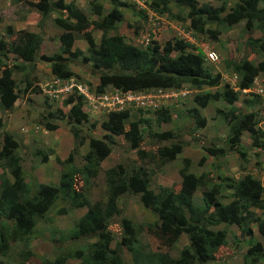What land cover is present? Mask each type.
Returning a JSON list of instances; mask_svg holds the SVG:
<instances>
[{
    "label": "trees",
    "instance_id": "trees-1",
    "mask_svg": "<svg viewBox=\"0 0 264 264\" xmlns=\"http://www.w3.org/2000/svg\"><path fill=\"white\" fill-rule=\"evenodd\" d=\"M107 1L110 8L102 13L101 4L90 0L95 18L88 19L71 1L26 0L39 13L40 18H45L52 12L64 14L52 18V22L62 30L58 35V51L49 55L39 54L41 37L38 33L28 30L14 32L7 26L8 34L15 36L10 41L0 40L1 111L11 110L19 95L39 92V88L26 76L14 79L13 73L22 69V63L33 65L37 60L47 62L51 75L60 80L72 75L70 63H81L97 78V90H102L105 86L122 91H141L147 88L165 90L189 85L196 92L192 95L193 106L186 113L197 127L202 126L203 122L197 109L204 108L209 102L221 100L228 109L223 110L221 107L216 108V111L227 123V148L237 151L239 157L244 158L246 154L239 140L240 135L246 131L250 146L261 149L264 131L258 126V119H255L257 112H236L238 109L232 106L236 93L230 87L202 90L203 87H217L220 84V74L212 71L201 51L187 50L188 43L182 39H169L162 45L151 41L141 47L125 41L118 33L109 34L122 20L123 8L127 5L123 0ZM231 1L233 3L228 8H225L226 4L213 7L206 3L197 4L195 0H150L149 6L158 13H169L168 4L171 2L183 7V19H188L189 27L195 32H214L205 27L207 24L224 23L231 26L243 20L245 30L256 27L264 33V6H259V3L264 5L262 0ZM90 26L101 32L97 41L90 34ZM76 38L84 40V50L72 48ZM253 42L257 44L259 52L264 50V39ZM8 53L13 56L12 60L7 57ZM227 68L235 75L236 86L246 88L251 85L254 76L264 70V63L260 61L254 64L242 58L237 62L227 63ZM83 102L79 94L73 93L62 100L65 111L50 109L42 120L33 122L35 126L41 124L45 130H54V118H59L68 126L76 144L67 158L60 160L55 157L59 164L69 163L76 146L86 141L87 149L81 155L82 163L60 170L55 184L34 183V186H28L24 181L21 158L15 151L18 149L17 139L7 131L0 132V254L10 252L12 244L20 243L24 236L30 234L35 225V217H44L51 204L61 198L69 207L85 208L84 213L72 223V230L67 238L78 240L94 237V240L91 245L86 244L85 251L78 248L71 252L59 249L53 259H41L38 264H65L68 259L76 260L75 264H205L214 259L217 248L226 243L225 229L215 228L219 224L236 226L239 237L246 243L244 260L255 262L263 256L260 243L251 240V224L264 237V218L252 211L262 205L260 196L263 188L247 174L235 181L216 175V181L210 183V178L204 173L195 174L185 164L178 170L180 183L175 190L160 187L158 191H154L149 187L148 177L141 165L133 170L117 165L103 171L104 199L89 202L85 197L87 185L98 173L100 162L109 153L108 141L111 142V136L122 134L138 156L156 158L160 165L172 160L180 151V145L171 142L168 146H158L155 152L139 148L140 126L145 128L149 125V119L141 113L149 111L145 106L108 112L99 123L104 132L100 138L89 132L95 127V121H91L82 133L81 127L86 126L89 121L81 108ZM254 102L260 103V98L256 95L242 99V104L246 107L252 106ZM152 113L156 123L170 119L168 108H159ZM58 114L60 117H57ZM172 133L171 130H148V136L157 142L170 140ZM47 150L52 152L51 148ZM203 150L211 156L224 155L221 148L204 147ZM184 162L187 163V160L184 159ZM4 172L10 175L11 181ZM197 190L200 192L198 201L194 195ZM222 190H231L232 199L226 204L222 203ZM123 193L138 194L143 208L155 217L151 222L137 225V228L129 219L122 218L121 225L128 234L126 243L110 248L107 222L118 212L116 200ZM59 212L67 213L64 208L59 209ZM143 226L146 235L156 240L158 248L162 249L154 253L155 263L149 260L146 262L144 257H149L150 251H145L143 244L137 239V233ZM181 235L185 238V244L179 250L180 260L173 261L167 257V251ZM121 244L130 251L131 259L128 262L121 257Z\"/></svg>",
    "mask_w": 264,
    "mask_h": 264
},
{
    "label": "rangeland",
    "instance_id": "rangeland-1",
    "mask_svg": "<svg viewBox=\"0 0 264 264\" xmlns=\"http://www.w3.org/2000/svg\"><path fill=\"white\" fill-rule=\"evenodd\" d=\"M29 1L34 2L36 0ZM64 1L73 2L88 19L95 18L92 14L90 0ZM93 1L101 4L102 13L110 8L107 0ZM123 1L127 5L123 8V18L114 30L109 31V34L118 33L123 36L125 41L141 46L144 41L146 43L154 41L162 45L164 41L169 39H182L188 43L187 50L191 52H195L196 49L201 51L202 49H212L217 54L218 61L215 63L209 62V64L213 72L220 74V84L217 87H203L202 90L213 91L226 86L230 87L231 91L236 93V98L232 103V106L238 109L236 112L256 111L255 119H258L257 124L264 131V98H262L264 97V70L254 78V82L249 89L251 93H244L236 88V78L227 68V63L237 62L242 58H246L254 64L260 61L264 63V50L259 52L257 44L253 42L264 39V33L259 28L253 27L250 30H245L243 27L244 21L241 20L231 26H226L224 23L207 24L205 26L214 32L204 30L203 32H195L189 27L188 19H183L185 9L172 4V2L168 4L169 13H158L150 8V0H136L141 1L142 5L136 4L134 0ZM195 1L197 4L206 3L213 7L226 4L225 8L233 3L231 0ZM262 1L264 3V0ZM30 2H26V0H0V40L6 42L14 38L15 34L9 35L7 32V26H10L14 32L28 30L38 33L41 37L39 54L49 55L57 52L58 35L62 30L52 22V18L61 14L52 12L47 17L40 18L39 13L29 5ZM259 6L264 5L259 3ZM157 7L160 8V6ZM139 10L142 11V14L139 13ZM61 16H64V14ZM88 29L97 41L101 32L92 29L91 26ZM75 47L84 50L86 44L81 38H76L72 44V48ZM7 57L9 60L13 59L10 53L7 54ZM69 68L74 72L72 79L76 83L85 85L88 94H93L94 84L98 80L88 72V67L81 65V63H70ZM23 75L30 81L32 80V83L40 89V92H27L24 95H19L16 105L11 111L0 110V132L7 131L17 139L18 149L15 151L21 158L20 163L24 172V181L28 186H34V183L55 184L60 170L71 166L76 167L82 163L81 155L86 151L87 144L86 141H83L81 145L76 146L69 163L59 164L56 162L55 157L60 160L67 158L73 145L76 144L68 126L59 118H54L56 119L53 121L56 125L54 130H45L41 124L35 126L33 122L42 120L50 109L59 108L65 111L66 107L62 104V100L67 95L58 98L61 93H56L53 89L55 77L49 72L47 62L37 60L33 65L22 63V69L14 72L13 77L18 80L22 79ZM169 89L172 95L168 94V96L162 98H154L150 106L147 103L145 104L148 105L146 108L149 111L146 110L141 113L149 119V125L145 128L140 126L141 140L139 141V148L144 151L155 152L158 146H168L173 142L180 145V151L172 160L160 165L156 158L150 159L148 155L138 156L122 134L111 136V142L108 141L109 153L100 162L96 176L88 182L87 191L85 192L87 200L92 202L104 199L103 171L117 165H122L127 170H133L141 165L148 177L149 187L154 191H158L160 187L175 190L180 183L178 170L185 164L195 174L204 173L210 178V183L216 181V175L235 181L245 173H249L252 166L256 165L258 171L252 175L257 179L259 178L263 183V191L260 196L262 205L258 209H252V211L259 217L264 218V143L260 147L261 149L250 146L249 136L244 131L240 135L239 141L246 157L240 158L237 151L229 150L226 145L227 123L216 111V108L221 107H223V110L228 109L221 100L209 102L204 108L197 109L198 115L203 119L202 126L197 127V124L186 113V110L193 106L192 95L196 90L189 85ZM256 91H260L261 95L257 94ZM254 94L260 97V103L254 102L250 107L244 106L242 99L244 97L252 98ZM125 108L137 109L125 105L120 110ZM159 108H168L169 121L155 122L152 111ZM85 111L89 116V121L86 126L81 127L82 133L91 121H95V127L90 129L89 132L95 137H102L104 132L99 127V123L110 111L106 112L99 106H97V109L86 107ZM57 117H60V115L58 114ZM124 128L126 129L127 125ZM148 130H171L173 137L170 140L157 142L148 136ZM204 147L206 149L221 148L224 155L211 156L203 150ZM48 148H51L52 152H49ZM184 159L187 160V163L184 162ZM255 160H258L257 164H255ZM4 173L6 178L11 181L10 175L7 172ZM222 193L224 195L222 203L226 204L232 199L231 190H222ZM194 195L195 200L198 201L199 190L195 191ZM116 206L118 212L109 218L106 227V231L110 235L108 243L110 248L120 247V243H126L128 234L124 232L121 225L122 218L129 219L137 228V225L151 222V219L153 220L155 217L149 210L143 208L138 200V194L123 193L116 200ZM62 208L67 213L59 212V209ZM84 211V207L73 208L69 207L68 203L61 198L56 200L51 204L49 212L45 213L44 217H35V225L30 234L24 236L20 243L12 244L10 252L0 254V264H38L41 259H53L59 249H67L71 252L78 248L85 251L86 244L91 245L94 237L78 240L67 238V234L72 230V223ZM251 227V240L259 242L264 253V237L258 234L254 224H251ZM215 228L225 229L226 243L219 246L214 253V259L205 264H264V254L255 262L243 259L246 243L239 237L240 233L238 234L236 226L219 224ZM144 230L145 227L143 226L137 233V239L143 244L145 251H150L149 257H144L146 262L149 260L155 263L154 253L162 249L158 248L157 241L147 236ZM122 239H124L123 242ZM184 244L185 238L181 235L173 247L168 249L167 257L173 261H179V250ZM121 257L125 262L131 259L129 249L122 244ZM75 263L77 261L73 259H68L65 262V264Z\"/></svg>",
    "mask_w": 264,
    "mask_h": 264
},
{
    "label": "built area",
    "instance_id": "built-area-1",
    "mask_svg": "<svg viewBox=\"0 0 264 264\" xmlns=\"http://www.w3.org/2000/svg\"><path fill=\"white\" fill-rule=\"evenodd\" d=\"M134 2L142 5L141 1L134 0ZM202 52L205 55L206 60L210 62H216L218 60L217 54L212 49H202ZM66 88L67 87H64V89ZM168 94L172 95L171 91L161 89L155 91H122L114 88L113 90L109 89L101 94L95 95L93 98L91 97L88 104L89 108L92 109H97V106H99L104 111H115L124 108L125 105L147 107L152 103V99H157L158 97L162 98L163 96H168ZM146 103L148 105H145Z\"/></svg>",
    "mask_w": 264,
    "mask_h": 264
},
{
    "label": "clouds",
    "instance_id": "clouds-1",
    "mask_svg": "<svg viewBox=\"0 0 264 264\" xmlns=\"http://www.w3.org/2000/svg\"><path fill=\"white\" fill-rule=\"evenodd\" d=\"M33 32V31H32ZM141 43H142V41H141ZM140 43V44H141ZM149 44V42H147L146 43V41H144V44L141 46V45H138V44H132V45H136V46H141V47H144V46H146V45H148ZM196 49V48H195ZM197 51H201V50H199V49H196L195 50V52H197ZM202 52V51H201ZM203 53V52H202ZM208 61V60H207ZM218 61V60H217ZM216 61V62H217ZM210 62V61H209ZM210 63H215V62H210ZM71 70V69H70ZM71 72H72V75H70L69 77H67V78H64V79H62V80H60V79H58V78H54V80H53V84H54V91H56V93H61L60 95H59V97L58 98H60V97H62V96H65V95H67V96H69V95H72L73 93H76V94H79L81 97H82V99H83V104H82V106H81V108H82V111L84 112V113H86L87 114V112L85 111V108L86 107H89V104H88V102H89V99L92 97H94L95 95H98V94H101V93H103V92H105V91H107V90H109V89H111V90H113L114 89V87H111V86H105V87H103L102 88V90H97L96 89V85H97V83L96 84H94V93L93 94H88L87 93V88H86V86L85 85H83V84H81V83H76L73 79H72V77H73V74H74V72L71 70ZM235 76V75H234ZM54 77V76H53ZM256 76H254V78H255ZM236 78V77H235ZM254 78H253V80H252V83H251V85L249 86V87H246V88H238L237 86H236V88H238L239 90H241V92H244V93H251L250 91H249V89L251 88V86H252V84H253V82H254ZM75 79V78H74ZM64 87H67L66 89H64ZM155 90H157V89H155V88H147V89H143V90H141V91H155ZM165 91H171L169 88L168 89H165ZM39 92H40V89H39ZM39 92H37V93H39ZM257 94H259V95H261L259 92H256ZM254 95H256V94H254ZM256 96H258V95H256ZM89 97V98H88ZM259 97V96H258ZM19 98V97H18ZM17 98V99H18ZM260 98V97H259ZM262 98H264V97H262ZM17 99H16V101H17ZM55 99H57V98H55ZM16 101H15V103H14V106L16 105ZM13 106V107H14ZM13 107H12V109H13ZM11 109V110H12ZM11 110H8V111H5V112H9V111H11ZM103 110V109H102ZM115 111H118V110H115ZM107 112V111H106ZM110 112H112V111H110ZM88 116V115H87ZM89 117V116H88ZM258 126H259V124H258ZM260 127V126H259ZM261 128V127H260ZM262 129V128H261ZM248 134V133H247ZM246 157V156H245ZM258 160H255L254 162H255V164H257L258 162H257ZM258 171V167L256 166V165H254V166H252V168L250 169V171H249V173H245L244 175H249L253 180H256V181H258L259 182V184L261 185V187L263 188V183L261 182V180L258 178H256V177H253V175L252 174H255L256 172Z\"/></svg>",
    "mask_w": 264,
    "mask_h": 264
}]
</instances>
